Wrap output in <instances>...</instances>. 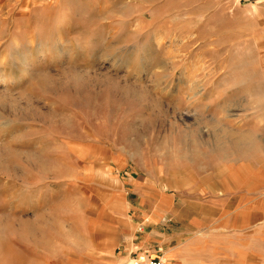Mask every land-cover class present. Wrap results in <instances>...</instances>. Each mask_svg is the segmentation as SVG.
Masks as SVG:
<instances>
[{
	"label": "rangeland",
	"instance_id": "rangeland-1",
	"mask_svg": "<svg viewBox=\"0 0 264 264\" xmlns=\"http://www.w3.org/2000/svg\"><path fill=\"white\" fill-rule=\"evenodd\" d=\"M247 4L0 0V264H118L143 196L264 181Z\"/></svg>",
	"mask_w": 264,
	"mask_h": 264
},
{
	"label": "crops",
	"instance_id": "crops-1",
	"mask_svg": "<svg viewBox=\"0 0 264 264\" xmlns=\"http://www.w3.org/2000/svg\"><path fill=\"white\" fill-rule=\"evenodd\" d=\"M244 1L264 28V0ZM225 189L218 200L195 202L185 210L174 196H143V204L133 205L135 236L123 239L115 263L134 254L159 257L165 264H264V181ZM204 204L207 212L200 210Z\"/></svg>",
	"mask_w": 264,
	"mask_h": 264
},
{
	"label": "built area",
	"instance_id": "built-area-1",
	"mask_svg": "<svg viewBox=\"0 0 264 264\" xmlns=\"http://www.w3.org/2000/svg\"><path fill=\"white\" fill-rule=\"evenodd\" d=\"M123 264H164L162 260L160 259H144V260H138L137 258L136 259H131Z\"/></svg>",
	"mask_w": 264,
	"mask_h": 264
}]
</instances>
